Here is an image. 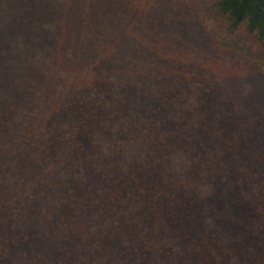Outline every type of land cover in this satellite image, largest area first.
Segmentation results:
<instances>
[{
  "label": "trees",
  "instance_id": "1",
  "mask_svg": "<svg viewBox=\"0 0 264 264\" xmlns=\"http://www.w3.org/2000/svg\"><path fill=\"white\" fill-rule=\"evenodd\" d=\"M195 1L0 0V264H264V0Z\"/></svg>",
  "mask_w": 264,
  "mask_h": 264
},
{
  "label": "rangeland",
  "instance_id": "2",
  "mask_svg": "<svg viewBox=\"0 0 264 264\" xmlns=\"http://www.w3.org/2000/svg\"><path fill=\"white\" fill-rule=\"evenodd\" d=\"M166 3H169L167 5ZM162 4H166L169 7V10H187L186 16L189 15L190 20H198V32H191L193 36L199 37L205 44L211 45L214 41L219 43L222 33L217 30V25L214 21H209L205 15H202L204 9H201V4L195 0H162ZM201 14V16H200ZM195 21V23H196ZM190 23V22H189ZM198 35V36H197ZM238 40L239 43H242L246 51H256L257 46L249 42V40L242 39ZM252 52V51H251ZM254 61L261 63V70L264 72V54L254 55ZM260 76V75H258Z\"/></svg>",
  "mask_w": 264,
  "mask_h": 264
}]
</instances>
